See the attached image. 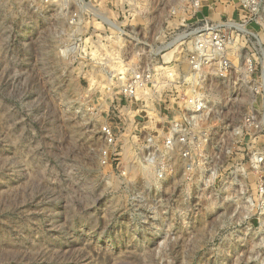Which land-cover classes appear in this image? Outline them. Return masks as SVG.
I'll return each instance as SVG.
<instances>
[{
    "label": "rangeland",
    "instance_id": "rangeland-1",
    "mask_svg": "<svg viewBox=\"0 0 264 264\" xmlns=\"http://www.w3.org/2000/svg\"><path fill=\"white\" fill-rule=\"evenodd\" d=\"M231 2L235 14L214 19L235 70L207 81V122L187 143L167 150L161 141L147 160L145 134L158 135L161 116L183 119L151 111L144 128L129 122L122 156L105 165L100 124L111 101L101 97L110 78L124 81L131 71L78 69L61 55L73 31L101 23L84 17L78 0H0V264H264V168L250 161L264 155V133L253 146L245 123L263 103L264 0L254 10ZM204 4L131 0V40L140 47L174 30L173 40L200 24ZM250 63L255 91L245 82Z\"/></svg>",
    "mask_w": 264,
    "mask_h": 264
},
{
    "label": "built area",
    "instance_id": "built-area-1",
    "mask_svg": "<svg viewBox=\"0 0 264 264\" xmlns=\"http://www.w3.org/2000/svg\"><path fill=\"white\" fill-rule=\"evenodd\" d=\"M60 1L77 3V0ZM201 1L194 0L197 10L201 7ZM239 1L243 9L254 10L255 0ZM79 2L88 8L84 17L96 18L102 27L73 31V40L61 50L62 57H72L73 64L78 69L131 71L124 81L112 83L110 78L109 85L106 86L108 91L101 97L103 100H110L111 105L103 112L104 122L100 124L103 144L99 150V161L105 165L117 163L123 153L129 122L136 121L137 125L144 128V123L152 119L151 111L158 109V115H162L166 110L168 113H180L183 119L177 122L161 116L160 123L163 127L153 130L158 135L145 134L141 142H146L147 148L153 149V152L146 155L147 160L155 154L161 141L167 150H170L176 141L187 143L189 134L198 124L206 123L212 112L210 95L205 88L207 81L211 78L225 81L230 79L235 70L233 62L225 56L223 22L206 16L200 20L198 26L185 28L183 33L172 35L173 40L171 32L176 34V31H164L156 35L161 41L136 47L135 42L131 40H136L135 31L127 23L129 16H135V13L130 11L131 0H78ZM120 18L126 22H119ZM179 36L184 37L174 44ZM188 41L192 43L191 46H187ZM183 53L187 67L181 60ZM247 70L249 75L245 82L250 83L255 91L254 86L259 80L255 78L256 73L251 63ZM260 81L261 86L256 93L262 96L263 103L259 109L250 111L245 119L249 141L253 146L256 139L254 135L258 132L264 133V64ZM166 102H172L176 107L162 106ZM134 104L137 109L132 120L130 115L134 112ZM143 154L145 155L144 152ZM256 154L259 155V161L254 160L251 155L252 165L259 169L264 168V155L259 152ZM258 196L264 211V184L259 186Z\"/></svg>",
    "mask_w": 264,
    "mask_h": 264
},
{
    "label": "crops",
    "instance_id": "crops-1",
    "mask_svg": "<svg viewBox=\"0 0 264 264\" xmlns=\"http://www.w3.org/2000/svg\"><path fill=\"white\" fill-rule=\"evenodd\" d=\"M204 2L203 13L207 17L216 19H220L224 14H235L237 8L232 2L230 3V0H204Z\"/></svg>",
    "mask_w": 264,
    "mask_h": 264
},
{
    "label": "bare ground",
    "instance_id": "bare-ground-1",
    "mask_svg": "<svg viewBox=\"0 0 264 264\" xmlns=\"http://www.w3.org/2000/svg\"><path fill=\"white\" fill-rule=\"evenodd\" d=\"M235 26H236L237 28L243 30V31L246 32V33H251L247 28H245L244 25H241V24H235ZM183 37H184V36H179V37H177L176 40H175L173 43L178 42L179 39H182ZM177 40H178V41H177ZM253 158H254V160H256V161H259V155H258V154H256V153L253 154Z\"/></svg>",
    "mask_w": 264,
    "mask_h": 264
}]
</instances>
